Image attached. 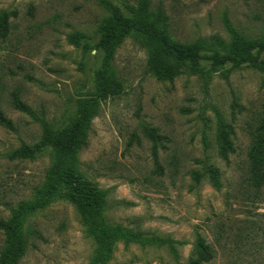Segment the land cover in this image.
<instances>
[{"label":"rangeland","instance_id":"374dc122","mask_svg":"<svg viewBox=\"0 0 264 264\" xmlns=\"http://www.w3.org/2000/svg\"><path fill=\"white\" fill-rule=\"evenodd\" d=\"M111 1L126 17L139 2ZM150 3L162 4L166 33L181 48L229 42L234 30L264 40V0ZM3 11L14 15L8 37L0 39V106L15 129L0 126V218L50 179L49 150L16 156L23 144L40 143L45 124L71 130L81 105L98 96L107 60L122 86L101 104L78 152L84 194L64 186L28 219L27 248L17 264H191L200 238L214 253L210 264H264V188L252 192L246 182L253 133L264 117V62L227 64L209 81L189 68L160 77L146 37L132 33L111 53L101 45L111 17L101 0H0ZM14 91L33 115L12 106ZM219 130L235 149L229 160L219 154ZM151 134L159 141L160 172ZM207 158L220 169V190L191 177ZM92 184L104 192L95 214L100 221L82 202ZM4 239L0 231V249Z\"/></svg>","mask_w":264,"mask_h":264},{"label":"trees","instance_id":"16d2710c","mask_svg":"<svg viewBox=\"0 0 264 264\" xmlns=\"http://www.w3.org/2000/svg\"><path fill=\"white\" fill-rule=\"evenodd\" d=\"M111 12V17L106 23L101 45L108 52H113L117 44L132 33L146 37L154 47L151 62L152 71L160 77H172L181 68H189L204 80L209 81L211 75L227 64L233 68L254 66L264 62V40L253 41L245 38L240 32L234 30L233 38L227 42L223 39L216 41L201 40L193 47L181 48L171 41L166 33L168 28V15L162 6L152 9L150 0H139L132 16L126 17L121 7L111 0H101ZM14 15L3 11L0 13V39H6L10 33V18ZM201 62L206 66L201 67ZM98 96L80 107L77 121L68 132L57 131L50 125H44L45 132L42 141L34 146L23 144L15 154L22 158H34L49 150L53 156L50 179L47 186L35 192L31 199L21 201L12 215L0 218V231L4 232V244L0 249V264H17L27 248L26 225L28 219L36 212L48 207L61 196L64 186L74 188L78 194H84L85 185L81 182L78 169V152L87 142L89 132L93 125V118L98 114L99 108L108 98L121 93V82L107 60L106 67L99 71L97 78ZM12 106L23 113L33 115L30 106L24 102L16 91L11 94ZM0 126L14 130L15 125L0 106ZM219 130L218 149L220 156L229 160V153L234 152L228 133ZM154 161L160 172L158 143L151 134ZM207 158L199 169L193 170L191 177L199 185L201 180L207 179L211 186L220 190L222 187L221 172L218 167L210 164ZM55 163V165H54ZM247 189L260 191L264 188V117L253 133V141L248 154ZM93 185V184H92ZM83 196L82 202L86 205V213L95 218L96 210L104 200V192L97 186H91ZM247 193V192H246ZM86 195V194H85ZM197 254V255H196ZM196 258L191 264H210L214 253L205 238H200L196 245Z\"/></svg>","mask_w":264,"mask_h":264}]
</instances>
